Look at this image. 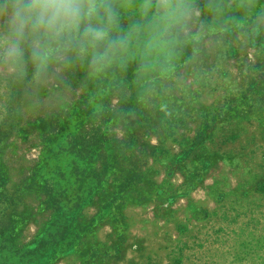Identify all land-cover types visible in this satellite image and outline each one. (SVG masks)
I'll use <instances>...</instances> for the list:
<instances>
[{"label": "rangeland", "instance_id": "rangeland-1", "mask_svg": "<svg viewBox=\"0 0 264 264\" xmlns=\"http://www.w3.org/2000/svg\"><path fill=\"white\" fill-rule=\"evenodd\" d=\"M225 3L166 75L0 84V264H264V0Z\"/></svg>", "mask_w": 264, "mask_h": 264}, {"label": "clouds", "instance_id": "clouds-1", "mask_svg": "<svg viewBox=\"0 0 264 264\" xmlns=\"http://www.w3.org/2000/svg\"><path fill=\"white\" fill-rule=\"evenodd\" d=\"M226 9L225 0H0V84L26 81L39 96L78 70L98 78L131 61L138 76L166 75L185 49L211 45Z\"/></svg>", "mask_w": 264, "mask_h": 264}]
</instances>
